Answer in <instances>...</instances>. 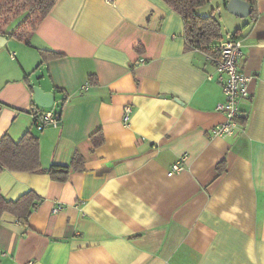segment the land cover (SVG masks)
I'll use <instances>...</instances> for the list:
<instances>
[{"label": "crops", "instance_id": "obj_1", "mask_svg": "<svg viewBox=\"0 0 264 264\" xmlns=\"http://www.w3.org/2000/svg\"><path fill=\"white\" fill-rule=\"evenodd\" d=\"M210 2L197 14L225 26L220 40L238 35V66L251 76L229 138L211 134L224 121L220 40L187 48L181 16L162 0H57L23 41L5 36L0 139L31 132V113L43 111L32 105L37 86L60 114L57 127L31 132L42 168L77 153L84 170L65 182L0 173L6 200L39 198L23 228L2 215L0 264H264V0L245 18L228 0ZM42 51L62 56L42 62ZM97 131L104 142L91 151ZM174 164L182 170L168 176Z\"/></svg>", "mask_w": 264, "mask_h": 264}, {"label": "trees", "instance_id": "obj_2", "mask_svg": "<svg viewBox=\"0 0 264 264\" xmlns=\"http://www.w3.org/2000/svg\"><path fill=\"white\" fill-rule=\"evenodd\" d=\"M57 0H0V35L8 39L23 41L26 35L33 31L36 25L45 18ZM169 8L181 16L183 20L184 38L189 49H199L208 52L209 47L221 38V27L217 18L212 14L199 16L198 8L204 7L210 0H162ZM250 5L253 16L254 0H243ZM24 17L23 22L15 31H5L6 27L19 18ZM142 50V48L140 49ZM62 55L53 51H42V62L49 59H57ZM89 79V83H93ZM32 93V87L28 85ZM34 107L38 108L35 104ZM59 106L56 107V109ZM54 113L60 117L58 111ZM91 151L100 147L103 142L102 134L97 131L90 136ZM222 166V164H221ZM222 167L217 166L220 172ZM4 170L20 173H44L52 181L65 182L71 172L84 170L83 158L75 153L67 165H50L42 168L39 154V140L31 132H25L18 140L14 141L5 134L0 139V173ZM39 198L31 191L21 195L16 200H6L0 192V220L3 214L11 215L23 228L31 215L35 203Z\"/></svg>", "mask_w": 264, "mask_h": 264}, {"label": "built area", "instance_id": "obj_3", "mask_svg": "<svg viewBox=\"0 0 264 264\" xmlns=\"http://www.w3.org/2000/svg\"><path fill=\"white\" fill-rule=\"evenodd\" d=\"M107 3H113V0H105ZM14 53L9 56L13 60ZM242 57V42L237 34H227L213 50L212 60L215 66V80L220 86L223 101L216 106L224 121L211 130L214 137L229 138L232 137L238 127V118L240 116L239 102L250 96L249 84L251 76L239 69V60ZM212 76L208 77L211 80ZM131 113L130 106L123 108V121L127 122ZM31 117L36 130L41 131L45 127H57L60 117L54 113V102L48 111L32 112ZM182 170L181 164H174L167 172L168 176ZM59 207L52 211L56 213ZM16 224L17 221H15Z\"/></svg>", "mask_w": 264, "mask_h": 264}, {"label": "water", "instance_id": "obj_4", "mask_svg": "<svg viewBox=\"0 0 264 264\" xmlns=\"http://www.w3.org/2000/svg\"><path fill=\"white\" fill-rule=\"evenodd\" d=\"M225 10L236 17L245 18L251 13L250 5L243 0H228L225 4ZM6 43V37L0 35V48ZM32 102L42 109L51 108L54 102L53 94L43 92L39 87L32 88Z\"/></svg>", "mask_w": 264, "mask_h": 264}, {"label": "rangeland", "instance_id": "obj_5", "mask_svg": "<svg viewBox=\"0 0 264 264\" xmlns=\"http://www.w3.org/2000/svg\"><path fill=\"white\" fill-rule=\"evenodd\" d=\"M213 1H215V0H211V2H213ZM211 2H210V4H211ZM206 6H209V3H207L206 4ZM216 10H217V8H215ZM215 10V11H216ZM219 12L222 14V17L223 18H228V19H232L233 17H231L225 10H224V8H222L221 7V9L219 10ZM23 20H24V17H22V18H19L17 21H12L7 27H6V29H5V31H8V32H11V31H15L16 30V27L18 26V25H20L22 22H23ZM221 32L222 33H225V26H223L222 25V27H221ZM49 109H51V108H48V109H42V110H45V111H48ZM31 132H37L36 130H35V128H34V126L32 127V130H31Z\"/></svg>", "mask_w": 264, "mask_h": 264}]
</instances>
